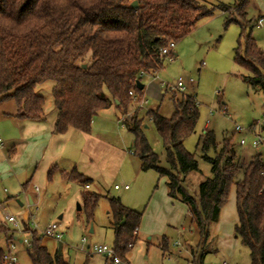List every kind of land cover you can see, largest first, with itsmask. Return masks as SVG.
Segmentation results:
<instances>
[{
  "label": "trees",
  "instance_id": "1",
  "mask_svg": "<svg viewBox=\"0 0 264 264\" xmlns=\"http://www.w3.org/2000/svg\"><path fill=\"white\" fill-rule=\"evenodd\" d=\"M133 1L0 0V103L13 99L20 107L19 117L39 119L44 114L45 98L36 88L53 80L57 112L54 130L65 133L73 128L88 133L99 111L112 104L129 110L130 90H135L138 100L143 98L144 86L140 89L137 85L142 79L140 72L154 74L163 67L162 48L190 33L215 9L229 12L232 7L242 19L225 22L226 27L232 22L240 27L234 60L250 73L244 81L264 93V50L253 37L254 20L247 18L245 5L249 0H236L232 7L224 3L209 7L199 0H137V6H132ZM170 55L175 57L173 52ZM172 98L175 109L170 117L160 114L158 108L147 112L162 139L167 167L160 165V157L143 133V120L134 115L127 125L134 133L133 152L142 170L153 169L166 177L168 195L188 206L198 235L196 246L190 248L191 264H203L208 253L217 251L211 227L219 220L232 186L238 215L236 236L250 250L249 264H264L263 154L257 152L242 161L233 137H226L217 151L214 132L205 131L197 145L203 158L212 164V177L200 182L197 194H190L184 182L198 170V162L184 141L194 132L198 102L186 93ZM211 149L215 159L207 155ZM63 175L83 186L91 181L76 169ZM101 197L93 191H82L89 221ZM107 200L114 232L112 247L126 261L138 238L142 212L127 207L119 197ZM0 235L7 241L15 239L13 229L1 222ZM158 247L168 252L169 239L162 236ZM4 250L0 246V264H4ZM28 255L31 264H69L62 255L48 251L37 231L32 233ZM105 264H115L113 257L107 256Z\"/></svg>",
  "mask_w": 264,
  "mask_h": 264
},
{
  "label": "rangeland",
  "instance_id": "2",
  "mask_svg": "<svg viewBox=\"0 0 264 264\" xmlns=\"http://www.w3.org/2000/svg\"><path fill=\"white\" fill-rule=\"evenodd\" d=\"M199 1L209 7H215L221 3L229 4L232 7L236 0ZM261 3L264 5V0H249L247 2L245 11L248 19L254 20L258 16ZM229 18L242 20L234 7L229 12L215 9L212 16L202 18L194 30L176 42L172 52L177 55L173 58L165 57L161 69L153 76L143 78L142 83L145 85L143 97L147 102L142 106L140 100L131 99L127 109L131 110L132 114L125 119L124 127L119 126L117 119L125 112V109L122 110L115 104L99 111L94 116L91 131L99 133L110 144L118 146L122 150V154L119 153V158L116 157V153L113 154L114 157L109 156L110 164L104 170V176H99L101 186L96 191L104 196L120 197L124 205L129 208L135 207L142 212L152 197L156 184H158L156 190L154 189L156 194L160 193L161 189L165 190L164 179L162 177V181H160L161 176L157 171L140 169V159L133 154L134 133L129 129L127 123L134 115L143 120V125H147L145 128L141 126L143 133L152 150L160 157V165L167 167L162 139L147 112L150 109L158 108L160 114L170 117L175 109V101L172 98L174 94L180 98L182 93H186L195 97L198 102L199 117L194 132L184 141L185 148L195 155L198 162V170L192 171L184 182V187L190 194H197L200 182L212 177V164L203 158L200 146L197 145L205 130L214 132L216 142L219 144L217 151L221 148L226 137H233L237 156L242 161H248L257 152L263 150V147L255 148L251 144L242 146L240 140L247 134L245 131L236 130V125L249 128L256 124L264 136V93L260 88L254 89L244 81V76L250 75V73L239 67L234 60V48L237 45L240 27L235 22L226 27L225 22ZM252 34L257 40L256 42L259 43V47L264 50V27L254 26ZM179 78L184 81V90L172 91L161 85V82L168 83V85L173 84ZM54 83L53 80H48L36 88L37 93L45 98L43 110L47 118L51 117L55 111L52 95ZM8 106V103H4L1 108L7 110ZM16 133L10 119L0 115V137L8 143L3 149L0 148V216L3 215L0 222L9 226L4 220L6 213H13L19 219L21 218L15 204L17 200L25 203L26 191L22 187V183L34 174L33 180H30L29 184H37L40 188L38 206L33 207V210L38 218L42 244L52 255L57 253L59 242L44 235L42 231L49 223L59 222L60 227L64 230L63 259L69 264H101L104 256L96 253L90 254L87 245L93 243L112 244L113 242L114 235L107 214V210H109L107 199L103 197L99 200L94 216L89 221L83 198L78 194L79 190L92 191L95 188L85 189L79 182L64 180L59 170H54L49 175L50 170L44 162L40 163L38 167H35L37 164L27 163L24 172L18 173L25 165L26 147L18 145L14 162H8L5 159L8 157L9 142L12 137H16ZM79 146L80 141L76 144V150L79 149ZM133 180L135 182L131 188L124 189V183ZM115 184L120 185L121 188L116 189ZM177 201H179L178 204L186 208L183 218L185 229L178 231L176 227H169L161 234H147L152 235L150 240L140 237L141 243L136 241L134 248L130 249L136 252L138 260L135 262L146 261L144 255L149 253L153 258L152 264H191V253L189 254L187 248L188 245L189 250L196 246L198 235L191 222L187 204L179 199ZM77 204L81 205V210L77 209ZM26 207L25 204L24 208ZM221 211L218 222L211 227V234L215 238L216 244L219 242V250L215 253H208L203 264H220L222 261H226L227 264H249L251 261L250 250L242 244L240 237L236 236L235 232L237 211L234 186L231 187L228 199ZM60 215H63L61 219ZM91 227L94 229L93 232L90 231ZM84 236L87 238L86 243L82 242ZM162 236H166L170 244L176 240L180 241L179 246L170 245L171 255L166 252L162 256L158 247V241ZM184 236L188 240H185ZM148 242L151 243L150 245H155L158 242L154 252L149 251ZM0 246L4 247L1 235ZM18 248L20 264H31V259L24 247L19 245ZM178 250H181V254L177 253Z\"/></svg>",
  "mask_w": 264,
  "mask_h": 264
},
{
  "label": "crops",
  "instance_id": "3",
  "mask_svg": "<svg viewBox=\"0 0 264 264\" xmlns=\"http://www.w3.org/2000/svg\"><path fill=\"white\" fill-rule=\"evenodd\" d=\"M260 15H264V5L262 3H261V9H259L258 16ZM176 55L177 54H175V56ZM143 78H146V77H142L141 82ZM144 88H145V85H144ZM143 99L146 100L144 97ZM4 103L9 104V106L6 107L7 110H4L1 108ZM19 108L20 107L16 104V102L13 99H7L0 103L1 117L7 116V118L10 119V122L13 123L14 132H17L16 137H12L9 142V147L7 148L8 157H5L6 161L8 160V162H14L16 160V156L18 152V145H22L23 147H26L27 149V155H26V159L24 162L25 165L23 169H20L18 173L24 172V169L27 163L37 164L35 165V167L36 166L38 167L40 163L44 162L51 172H53L54 170H59V173L62 175L64 180L73 181V180L66 179L63 175V172H71L73 169H76L79 173L83 174L84 177H88L91 179V181L88 184H86V185H89L88 188L86 187V185L83 186L81 184L85 189L95 188L92 191L96 192L97 194H100L102 196L100 199H102L103 197H105V199H107V197L108 198L116 197V196H104L102 195V193L96 190H98L99 186H101L99 182V176L105 173L104 170H106L107 166L110 164L109 156H113V154L116 153V157L119 158V153L122 154L121 152L122 150L120 147L110 144L99 133H94L92 131L87 133V132H82V131L70 128L65 133H57L54 130L56 118H57L56 109L53 112V115L51 117L47 118L44 112L43 116L39 119H28V118H21L18 116ZM124 113H122V115ZM120 117H118V119ZM143 127L145 128L147 127V125H143ZM63 137L64 139L62 140ZM78 141H80V146H79V149L76 150V144ZM7 144L8 143L4 141V147ZM140 169L142 170L141 161H140ZM50 171H49V175L51 174ZM33 176L22 183V187L26 191L25 203L17 200L15 204L16 210L19 211L20 217L23 218L24 220L30 214L36 213L33 210L34 209L33 207L38 206V202L40 199L39 186L33 183L29 184L30 180H33ZM163 179H164L163 182L165 183V188H164L165 190L161 189L162 191L156 194L157 192H155V190L158 187V184H156L154 187L155 190L153 189L152 197L150 198L149 202L146 204V206L142 210V218L140 222V227L137 232V235H138L137 241L139 243H141L142 241L140 237H144L145 239L150 240L152 238V235L150 236L147 234H153V233L161 234L165 230H167L169 227H176L178 231H183L185 229L183 225V218L185 215L186 208L183 205L178 204L179 201H177V199H174L168 195L167 178L163 177ZM160 181H162V177ZM73 182H79V181L74 180ZM134 182L135 180L129 183H124V185L125 184L130 185V187L127 188V189H130ZM115 185H118V184H115ZM118 186L119 188H116V189L121 188L120 185ZM79 191L80 193L78 195L82 196L83 190L82 191L79 190ZM9 198L11 199V196ZM25 204L27 206L26 208H24ZM131 208L137 210L135 207H131ZM138 211H140V209ZM221 213L222 211L220 212V214ZM8 214L15 215L13 213H6L5 216ZM107 214L109 216L110 228L113 231V228L110 223L111 215H110L109 210H107ZM5 216H4V220H5ZM1 217H3V215H1L0 218ZM62 217L63 215L59 216L60 219ZM237 222H238V215H237ZM6 223L9 225L10 228L13 227L12 224H10L9 222L6 221ZM23 223L25 225L27 224L26 221H24ZM57 223L59 224V222ZM90 231L91 232L94 231L93 227L90 228ZM38 234L40 235V233ZM113 235H114V232H113ZM184 238L185 240H188L187 237L184 236ZM2 240H3L4 248H5L7 244L9 243V241H7V239L4 236H2ZM160 241H161V238L158 242L160 243ZM158 242L157 244L155 243V245H150L151 243L148 242L147 245L148 246L150 245L149 251L152 250L154 252L157 248L156 246L158 245ZM61 243L63 246V240L61 241ZM189 243H192V242L189 241ZM93 245H95V243L88 244L87 248ZM108 245H112V244H108ZM135 245L136 244L134 243L131 248L133 249ZM170 245L179 246L180 241L176 240V241H173L172 244L169 243V251H168L169 255H171L170 253L172 252L170 251L171 250ZM215 247L218 251L219 242H217ZM187 249L190 254L191 252L189 250V245ZM61 252H62L61 255H63V249H61ZM161 253H162V256L165 255V253H163L162 251ZM177 253L181 254V250H178ZM90 254H93V253L90 252ZM144 258L146 259V261H142L141 263L135 262L138 260L136 259V252L134 250L132 251L129 250V252L126 255V261H122L121 264H152L153 263V258L151 254L146 253L144 255ZM19 260H20V255H19ZM105 262H106V256H104V260L101 264H105ZM222 262H226V261H222Z\"/></svg>",
  "mask_w": 264,
  "mask_h": 264
},
{
  "label": "built area",
  "instance_id": "4",
  "mask_svg": "<svg viewBox=\"0 0 264 264\" xmlns=\"http://www.w3.org/2000/svg\"><path fill=\"white\" fill-rule=\"evenodd\" d=\"M254 26L257 28L264 27V15L258 16L254 20ZM176 43L174 41L169 42L167 46L161 49L160 54L163 57H169L173 58L171 56L172 50L175 48ZM141 78L146 77V76H153V74H148L144 71L140 72L139 75ZM157 76V75H156ZM154 76V77H156ZM161 85L174 91L176 89L178 90H184L185 89V84L182 78L177 79L174 81L173 84L168 85V83L161 82ZM129 94L134 98V100L137 99V95L135 90H130ZM147 101L144 100L143 98L140 100V104L143 106ZM132 114L131 110L126 111L119 119H118V124L120 127H124L126 125V118H129L130 115ZM236 130L239 132L245 131L247 134L246 137H243L240 140V144L242 146H247V145H253L255 148H261L263 147V150L260 151L263 156H264V136L261 134V132L258 130L256 124L251 125L249 128H244L240 125H236ZM0 148H4V141L0 137ZM88 188L89 185H86ZM130 185L125 184L124 188H129ZM115 188H119L118 185H115ZM5 220L12 224V229L15 233V239L13 241H9L7 246L5 247L4 254H3V262L4 264H20L19 260V248L18 246L21 245L24 247V249L28 252L32 249V233L33 231H39V225L37 222V216L36 213L30 214L25 220L23 218H18L15 215H6ZM26 221L27 224L25 225L23 222ZM44 235H47L48 237H51L58 242H61L64 237V232L60 228L59 224L57 222H52L48 224L45 229L42 231ZM87 238L83 237L82 242L86 243ZM178 243V242H176ZM131 246V245H130ZM71 247V245H70ZM90 252L96 253V254H102L104 256H112L114 259L115 264H121L122 260L120 257L115 253L112 245L108 244H95L91 247H88ZM213 264V263H210ZM220 264H226V262H222Z\"/></svg>",
  "mask_w": 264,
  "mask_h": 264
},
{
  "label": "water",
  "instance_id": "5",
  "mask_svg": "<svg viewBox=\"0 0 264 264\" xmlns=\"http://www.w3.org/2000/svg\"><path fill=\"white\" fill-rule=\"evenodd\" d=\"M137 4H138V2H137V0H135V1H133L132 6H137ZM84 66H85V65H84ZM137 85H138V87H139L140 89H142L143 86H144L143 83L140 82V81H137ZM207 155H208V157H209L210 159H215V157H216V154L214 153V151H213L212 149L207 153ZM77 209H78V210L81 209V205H80V204H77ZM61 249H62V243L59 242V244H58V254H59V255L62 254Z\"/></svg>",
  "mask_w": 264,
  "mask_h": 264
}]
</instances>
